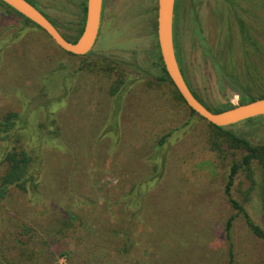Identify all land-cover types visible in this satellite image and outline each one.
I'll return each mask as SVG.
<instances>
[{"label":"rangeland","instance_id":"rangeland-1","mask_svg":"<svg viewBox=\"0 0 264 264\" xmlns=\"http://www.w3.org/2000/svg\"><path fill=\"white\" fill-rule=\"evenodd\" d=\"M34 1L67 38H77L85 0ZM115 2L87 55L65 51L0 2V118L12 110L30 124L22 145L39 153L44 177L41 197L34 201L15 190L0 201V216L8 206L10 216L38 227L48 241L43 248L33 245L36 255L27 264H230L225 225L236 210L225 188L246 151L157 78L159 0ZM176 3L179 11L185 8L179 33L192 89L209 106H219L228 99L193 28L226 73L238 72L237 58L245 57L235 14L238 9L247 32L264 46V0ZM254 59L251 69L264 74V62ZM252 92L264 95L259 88ZM260 117L253 126L230 130H251L252 143L264 145V115L254 118ZM231 190L264 228V169L257 162L240 168ZM11 222L0 219V239ZM232 243V264H264V241L242 215L234 221Z\"/></svg>","mask_w":264,"mask_h":264},{"label":"trees","instance_id":"trees-1","mask_svg":"<svg viewBox=\"0 0 264 264\" xmlns=\"http://www.w3.org/2000/svg\"><path fill=\"white\" fill-rule=\"evenodd\" d=\"M29 1L32 2L35 6H37V3L34 0H29ZM0 2L6 5L11 10H13L14 12H16L17 14H19L20 16H22L23 18H25L27 22L32 23L33 25L41 28L36 23L32 22L29 18L25 17L17 10L12 8L10 5L6 4L4 1L0 0ZM230 3L232 5L235 4L234 0L233 3L230 0ZM82 6H83L84 14H86V0ZM176 6L177 3L175 5V17H174V42H175L176 56L179 65L181 67V70L183 72V75L185 76L188 84L190 85L189 82L190 80L188 77L186 53L182 41L180 39V33H179V25L182 22V18H184L185 8L184 10L180 9L179 11L178 7ZM234 9L236 10V8H233V10ZM235 18L238 26V31L243 37L242 51L244 53H242V56L245 57V58H239V57L237 58V60L239 59V61L241 62V69H239L238 72L232 71L231 73H226L224 71V67L221 66L222 61L219 64L215 62L211 50L205 45L204 39L200 34V31H198L196 26H194L193 28L194 36L199 37L201 43L203 44V47L205 48L204 53L208 57H210L214 62L213 66L218 76L220 93L222 94L223 98L228 100L219 106L212 107L206 104L194 90L193 92L207 107H209L211 110L216 112H220L232 108L236 105L235 103L230 101L228 95L229 92L232 93V95L238 97L239 103H246L253 101L257 98L264 97V95L257 97L256 94L252 92L254 88H259L260 90L264 91V74L255 68L251 69V67L253 66L252 63L253 61H255L254 58H256V62L257 60H259L260 62L258 61V63L260 64L264 62L260 54L264 52V46L256 39V37L253 34L247 32L248 23H246L244 16H242V14L240 13V11H238V9L235 14ZM49 19L53 23H55L50 17ZM84 21H85V15H84V20L82 22V26L79 29L78 35H81L83 31ZM227 30H228V34L230 35L227 37V41L230 47V54L232 57L231 60L233 64H236L237 61L234 62L235 61L234 58L238 52H236V47L234 45V38L232 37L233 31L231 30V28H229V26ZM69 40L73 41L72 39ZM3 53H4L3 49L0 48V63L4 57ZM158 63L160 64L161 67V73L160 75H158L157 78L161 82H169L174 87L178 97L185 102L182 95L180 94V92L174 85L172 79L170 78L164 66L161 54L160 57H158ZM192 112L196 113L194 110H192ZM260 119L261 117L250 118L245 121L224 127L216 126L210 123L211 126L217 129V131H219L221 134L227 135V137L230 138L236 144L237 147H242L246 151L243 160L238 163H234L232 165L231 172L229 174V178L225 188L226 194L229 197V201L232 204L233 208L236 210V213L231 215L227 219L225 225L226 236L227 239L230 241V261H229L230 264H232L234 258L233 243H232V228L235 219L239 215H242L245 218L246 223L249 226L250 230L257 237H259L264 241V228L260 224L255 222L248 213L246 207L232 196V190H231L236 175L239 172L240 168L246 167L247 169H251L252 164L254 162H257V164L264 169V145H254L252 143V139H251L252 134L250 132L251 130L237 132L230 130V128L235 125L244 124V123L253 126L256 123V120H260ZM55 120H56L55 118L52 119V122H55ZM26 123L27 122L22 121L19 112L12 110L6 112L2 116V118H0V140L2 142V145L0 146V165H2V169H3L0 175V201L6 200L10 194H15V190L22 194L21 197L30 196L31 198H33L34 201H36V199H38L39 196L41 197V194H43L41 185L43 183L44 177L42 174V170H43V167L41 165L42 161L39 162V158H40L39 153L35 155L34 153L29 151L26 147H23L22 145L23 131L26 130L27 128H29L28 131L31 129L30 124L25 125ZM45 126L46 124L44 125V127ZM35 129L37 130L36 134H38L39 129H37L36 125H35ZM170 134L171 132L166 134L161 139L160 142L161 143L164 142ZM56 135L58 134L56 133ZM49 138L53 139L54 137L51 136ZM33 195L37 198H35ZM1 209H3V207H1ZM8 209L9 207L6 206L5 212H3L4 214H1L0 216V219L2 218V223H4L6 220L8 222H11L12 220L11 222L12 224L10 225L9 229L3 232V236L0 239L2 241L0 243V264H27L32 259H34L36 255V251L33 249L34 248L33 245L37 244V248H43V244L48 243V241L46 240V238L41 233V230L38 227L36 228L33 224L27 221L18 220L16 216H12V215L10 216V213H8L9 212ZM55 220L57 221L56 226L59 227L58 224L59 218H56ZM70 221H71L70 218H65L62 225L68 226L69 224H71ZM45 228L48 229L47 226H45ZM5 237L11 238L9 244L7 243L5 244V242H3ZM5 246L7 247L6 249Z\"/></svg>","mask_w":264,"mask_h":264},{"label":"water","instance_id":"water-1","mask_svg":"<svg viewBox=\"0 0 264 264\" xmlns=\"http://www.w3.org/2000/svg\"><path fill=\"white\" fill-rule=\"evenodd\" d=\"M40 26L55 43L75 55H87L96 43L103 0H87L83 31L75 42L70 41L37 6L29 0H2ZM176 0H159L157 36L164 66L187 105L208 122L224 127L264 115V97L216 112L207 107L193 92L183 75L174 42Z\"/></svg>","mask_w":264,"mask_h":264},{"label":"flooded vegetation","instance_id":"flooded-vegetation-1","mask_svg":"<svg viewBox=\"0 0 264 264\" xmlns=\"http://www.w3.org/2000/svg\"><path fill=\"white\" fill-rule=\"evenodd\" d=\"M87 1V0H86ZM114 3H116L115 2V0H103V4H102V14H101V21H100V29H101V25H102V23L103 22H106V20L108 19V18H111L112 17V10H113V7H114ZM183 3H184V6H185V4H186V0H183ZM175 5H176V3H175ZM37 8H39L43 13L45 12L44 10H43V8H42V5H40L38 2H37ZM82 10H83V6H82ZM174 13H175V11H174ZM45 15H46V12L44 13ZM47 16V15H46ZM174 17H175V15H174ZM55 24V23H54ZM55 26H57V28L59 29V27H58V25L57 24H55ZM100 29H99V31H100ZM60 30V29H59ZM61 31V30H60ZM62 32V31H61ZM99 34V33H98ZM80 37V35H78V37L76 38V39H72L73 41H76V40H78V38ZM101 49H107L108 47H106L105 46V44H102V45H100L99 46ZM160 49V48H159ZM92 52V51H91ZM212 56H213V54H212ZM157 58H158V55H157ZM213 59H214V57H213ZM179 63V62H178ZM181 68V67H180ZM215 69V68H214ZM182 71V70H181ZM183 73V72H182ZM190 82V81H189ZM217 82H218V76H217ZM190 86H191V83H190ZM191 88H192V86H191ZM218 88H219V82H218ZM193 90V89H192ZM219 91H220V89H219Z\"/></svg>","mask_w":264,"mask_h":264}]
</instances>
